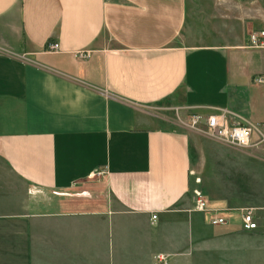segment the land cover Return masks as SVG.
<instances>
[{
  "label": "crops",
  "instance_id": "obj_1",
  "mask_svg": "<svg viewBox=\"0 0 264 264\" xmlns=\"http://www.w3.org/2000/svg\"><path fill=\"white\" fill-rule=\"evenodd\" d=\"M186 15V0H0L2 264L264 260V145L188 126L264 120V51L247 48L264 13L194 45Z\"/></svg>",
  "mask_w": 264,
  "mask_h": 264
},
{
  "label": "built area",
  "instance_id": "obj_2",
  "mask_svg": "<svg viewBox=\"0 0 264 264\" xmlns=\"http://www.w3.org/2000/svg\"><path fill=\"white\" fill-rule=\"evenodd\" d=\"M247 48L259 49L264 51V30L253 31L248 37ZM49 51L57 48L56 44L48 46ZM85 54L79 53L78 57L83 58ZM256 83H264V76L254 79ZM196 133L198 132L208 140H213L223 145H228L233 148H252L257 145H264V120L254 125L248 123H230L229 112L217 110L215 113L200 119L198 115H193L188 124ZM103 172L99 173L102 174ZM195 205L197 212L210 214L208 220L210 226L225 225L224 218L216 216V211H211L207 207L205 198L201 195L195 197ZM152 219H155L152 216ZM264 225V220H263ZM240 226L242 231H256L259 227L258 218H256L255 211L252 209H242L240 217ZM166 257L157 256L156 264H163Z\"/></svg>",
  "mask_w": 264,
  "mask_h": 264
},
{
  "label": "rangeland",
  "instance_id": "obj_3",
  "mask_svg": "<svg viewBox=\"0 0 264 264\" xmlns=\"http://www.w3.org/2000/svg\"><path fill=\"white\" fill-rule=\"evenodd\" d=\"M263 6L264 0H186L187 15L184 32L186 36L184 39L192 45L206 42L203 40L204 37L208 38L217 29L236 28L233 21L239 23L240 19L246 20L251 27L253 21L261 18L264 13ZM260 228L257 229L258 234L261 233ZM247 232L250 234L255 231ZM5 262L8 264V261ZM251 264H264V260L259 258L258 261H251Z\"/></svg>",
  "mask_w": 264,
  "mask_h": 264
}]
</instances>
